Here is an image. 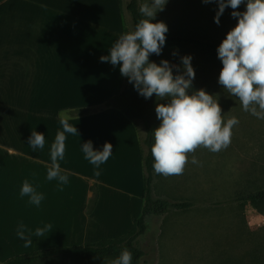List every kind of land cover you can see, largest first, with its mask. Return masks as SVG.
<instances>
[{"label": "crops", "instance_id": "0c3cea01", "mask_svg": "<svg viewBox=\"0 0 264 264\" xmlns=\"http://www.w3.org/2000/svg\"><path fill=\"white\" fill-rule=\"evenodd\" d=\"M121 3L0 4V263L42 250L121 238L141 216V125L136 127L122 112L105 107L117 93L122 75L120 65L100 59L125 34ZM61 112L79 134H65V156L58 161L61 174L68 177L62 191L57 180L47 179L51 144L63 131ZM33 130L45 136L43 150L29 146ZM88 141L100 151L105 143L113 145L99 176L82 150ZM25 180L43 194L39 207L20 195ZM93 186L98 200L89 212ZM21 224L26 232L49 224L51 229L42 237L32 235V244L25 247L17 235Z\"/></svg>", "mask_w": 264, "mask_h": 264}, {"label": "rangeland", "instance_id": "374dc122", "mask_svg": "<svg viewBox=\"0 0 264 264\" xmlns=\"http://www.w3.org/2000/svg\"><path fill=\"white\" fill-rule=\"evenodd\" d=\"M130 0H122L126 34L134 31L126 9ZM146 0H139V4ZM246 2L235 11H246ZM218 3L203 0H168L163 11L157 13L156 22L167 24L166 35L195 37L221 44L227 33L238 23L231 7L225 9L217 25L215 17ZM177 53L173 55V53ZM192 56L196 72L189 94L204 89L213 96L222 109L226 121L239 120L232 129L230 145L219 152H211L203 146L189 153L188 163L181 175L165 177L157 174L154 183L156 198L172 203L192 202L188 211H170L160 218H149L146 236L136 242L145 257L142 264H248L253 251L264 244V213H259L249 203L237 199L258 188L262 181L257 164L264 162V119L245 112L238 98L232 97L219 84L223 65L205 55L201 50L188 46L163 47L161 55L152 54L151 62L160 64L168 60L174 75L183 73L182 57ZM152 98V120L155 129L161 124L156 106L169 99ZM145 137L144 126H140ZM195 156L198 163L191 162ZM15 257V256H14ZM13 258V257H11ZM118 257L101 263H83L76 260L57 259L41 264H110ZM10 259V258H9ZM7 261V260H5ZM4 263V262H2Z\"/></svg>", "mask_w": 264, "mask_h": 264}, {"label": "clouds", "instance_id": "9594fccd", "mask_svg": "<svg viewBox=\"0 0 264 264\" xmlns=\"http://www.w3.org/2000/svg\"><path fill=\"white\" fill-rule=\"evenodd\" d=\"M168 0H146L140 4L139 12L144 17L135 30L121 35L109 51L102 56L101 62L120 65V73L134 84L138 93L147 98L154 94L160 99H169L168 103L156 106L157 118L161 124L154 131L155 143L151 149L157 174L165 177L181 175L188 163L189 153H194L203 146L211 152L226 149L231 143L232 129L238 125L236 117L225 123L222 109L213 96L204 89L189 94L196 72L192 66V56H183V73L174 75L180 65H172L168 60L160 64L150 62L151 54L161 55L169 31L164 22H156V15L163 11ZM204 3H218L215 17L217 25L225 9L231 7L233 18H238L237 25L227 33L219 45L218 58L223 68L219 75V84L232 96L238 98L245 112L258 119H264V0H247L246 11H235L245 0H203ZM177 53H173L176 55ZM63 131H58L51 144L50 156L52 166L48 169L47 179L57 180L59 190L68 183L67 175H62L59 160H63L66 150V133L76 135L78 129L69 123L70 117L60 114ZM79 135V134H78ZM29 146L35 151L45 147V136L35 130L29 137ZM113 145L105 143L103 150H94L91 141L83 144L82 150L87 159L95 166L94 174L100 175V165L108 161L113 154ZM193 164L198 163L195 156ZM22 197L27 196L29 203L40 206L44 196L27 181L20 190ZM51 229V225L36 228L33 233L25 230L21 224L17 235L25 240V247L32 244L31 236L42 237ZM110 264H132V253L125 248L118 258Z\"/></svg>", "mask_w": 264, "mask_h": 264}, {"label": "trees", "instance_id": "16d2710c", "mask_svg": "<svg viewBox=\"0 0 264 264\" xmlns=\"http://www.w3.org/2000/svg\"><path fill=\"white\" fill-rule=\"evenodd\" d=\"M5 0H0V4ZM127 11L130 15L133 28L135 30L138 22L144 17L139 12V0H130L127 3ZM126 34V32H125ZM220 44L213 43L195 37H181L166 35V44L164 47L188 46L201 50L205 55L214 61L222 64L218 58V47ZM152 54L149 57L151 62ZM223 65V64H222ZM106 108L116 109L122 112L136 127L143 125L145 137H141V155L144 167V198L143 208L139 219L135 222L130 232L121 238L114 240H105L96 244H86L74 247L52 248L35 253L15 256L0 264H41L45 261L57 259L76 260L83 263H101L115 257L127 248L132 253V264H142L145 252L136 246V242L146 236L148 232V219L160 218L170 211L184 212L192 209V202L172 203L167 199L155 198L153 193V182L158 177L153 165L155 163L151 149L155 143L154 131L155 125L151 119L152 98L141 96L135 89L134 84L129 82L127 77L122 76L119 89L115 96L105 105ZM258 167V175L261 178V184L253 191L246 192L237 199L238 203H249L259 213H264V162ZM93 199L89 203L88 210L92 212L98 200L97 186L92 187ZM264 242V241H263ZM252 260L248 264H264V244L258 246V249L252 253ZM241 264L245 262L241 260ZM226 264H229L228 262Z\"/></svg>", "mask_w": 264, "mask_h": 264}]
</instances>
